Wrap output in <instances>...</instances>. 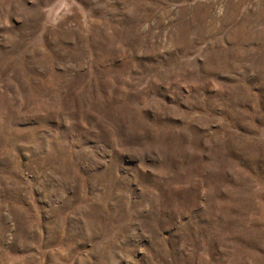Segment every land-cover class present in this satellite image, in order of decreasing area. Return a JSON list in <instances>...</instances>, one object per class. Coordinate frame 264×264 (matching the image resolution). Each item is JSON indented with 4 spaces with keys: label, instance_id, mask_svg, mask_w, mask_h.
<instances>
[{
    "label": "rangeland",
    "instance_id": "374dc122",
    "mask_svg": "<svg viewBox=\"0 0 264 264\" xmlns=\"http://www.w3.org/2000/svg\"><path fill=\"white\" fill-rule=\"evenodd\" d=\"M0 264H264V0H0Z\"/></svg>",
    "mask_w": 264,
    "mask_h": 264
}]
</instances>
